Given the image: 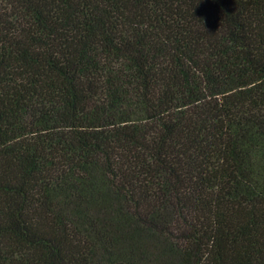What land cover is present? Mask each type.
I'll return each instance as SVG.
<instances>
[{
	"label": "trees",
	"instance_id": "trees-1",
	"mask_svg": "<svg viewBox=\"0 0 264 264\" xmlns=\"http://www.w3.org/2000/svg\"><path fill=\"white\" fill-rule=\"evenodd\" d=\"M0 264H264V0H0Z\"/></svg>",
	"mask_w": 264,
	"mask_h": 264
}]
</instances>
